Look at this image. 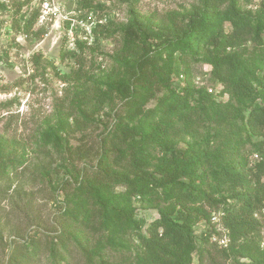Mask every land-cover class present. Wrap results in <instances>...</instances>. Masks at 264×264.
Listing matches in <instances>:
<instances>
[{
  "label": "rangeland",
  "instance_id": "obj_1",
  "mask_svg": "<svg viewBox=\"0 0 264 264\" xmlns=\"http://www.w3.org/2000/svg\"><path fill=\"white\" fill-rule=\"evenodd\" d=\"M45 1L50 2L49 10H43ZM201 3L202 0H0V153L7 166L0 179V264H8L13 250L30 238L38 240L41 249L29 264H87L73 240L65 246L64 261L44 247L45 242L60 233L63 211L76 213L79 207L90 209L92 214L83 224L79 212L74 221L86 238V242L79 241L96 254L92 264H145L137 221L142 218L148 223L157 218L168 203L163 192L157 190L150 196L134 198L121 183L92 191L79 190L75 177L80 180L84 174L88 180L105 172L99 162V142L114 127L115 114L124 110L115 87L125 81L126 61L136 60L134 54L116 58L122 47V27L131 15L159 22L166 20L167 14H186ZM225 8L226 5L218 7L215 26H227ZM236 9L264 21V0H238ZM244 47L248 51L245 56L251 57L252 44L247 42ZM174 56L164 51L158 55L162 60L158 62L164 61L172 69ZM185 65V77L172 76V95L188 86L194 91L193 102L200 93L213 92L222 102L229 101L236 107L228 90L211 80L212 65L205 48L189 57ZM258 74L264 75V65ZM166 92L156 93V97L165 96ZM100 98L104 99L103 104ZM245 108L243 104L246 114ZM155 109L153 100L142 107L144 114L154 118ZM242 117L238 116L231 128L235 144L239 142V160L244 159L252 168L261 157L254 146L257 137L246 130ZM128 122L142 130H147L150 123L139 118ZM222 129L220 122H210L201 130V141L186 137L178 147H188L192 152L188 162L198 155L211 160L210 170H216L211 153L219 140L211 135ZM50 130L59 139V152L53 137H49L46 146L41 143L42 134ZM84 148L92 151L87 159L69 157L65 151ZM142 151L149 153L147 168L152 171L158 150L150 147ZM192 168H185V182L195 170ZM260 182L264 186V176ZM213 197L219 201L223 195L215 192ZM117 211L121 214L116 217ZM213 216L218 245L207 247L201 261L193 255L191 264H264V209L255 215L259 246L244 259L225 248L226 231L219 224L218 214ZM250 236L245 234L242 242Z\"/></svg>",
  "mask_w": 264,
  "mask_h": 264
},
{
  "label": "trees",
  "instance_id": "obj_2",
  "mask_svg": "<svg viewBox=\"0 0 264 264\" xmlns=\"http://www.w3.org/2000/svg\"><path fill=\"white\" fill-rule=\"evenodd\" d=\"M237 1L202 0L190 12L167 14L166 20L159 22L131 15L122 27V47L116 58L136 56L135 61H126L125 81L115 87L124 110L115 114L114 127L103 134L99 142V162L105 172L88 180L83 174L80 180L75 177V181L79 190L87 191L121 183L134 198L150 196L157 190L163 192L168 203L158 212L157 218L148 223L142 218L137 221L145 264H191L193 255L201 261L207 247L218 245L214 240V214H218L219 224L226 231L225 248L237 257L249 258L259 246V223L255 215L264 209V186L260 184L264 176V75L258 73L264 65V21L236 9ZM225 5L227 26H215L217 9ZM247 42L254 50L251 57L245 56ZM201 47L205 48L212 65L211 80L228 90L236 107L229 101L222 102L213 92L200 93L199 99L193 102L194 91L188 86L176 95L171 94L175 89L172 88V76L185 77L186 60L196 56ZM164 51L173 56L177 54L173 57L175 65L172 69L166 62H158L162 61L158 55ZM163 91H168L167 95L157 98L156 93ZM77 96L78 93L74 97L76 105ZM148 100L156 102V118L142 111ZM99 101L104 103L103 98ZM243 104L246 114L242 110ZM238 116H243L249 134L257 137L254 146L261 158L252 168L247 167L244 159L239 160L242 157L238 154L239 142L235 144V133L231 128ZM136 118L150 121L149 128L142 130L129 125L128 121ZM210 122L223 125L222 132L214 131L211 135L219 140L211 153L216 170H210L211 160L198 155L188 162L192 152L188 147H178L186 137L201 141V130ZM49 137L54 138V146L59 152V139L52 130L42 134L41 143L46 146ZM150 147L158 150L152 171L147 168L149 153L142 151ZM79 149L65 151L69 157L75 155L81 159H87L92 153L89 148ZM202 153H206L205 148ZM1 157L3 153H0V179H3L7 166ZM128 158L130 162L125 163ZM191 166L195 170L185 182L184 170ZM215 192L221 193L223 198L216 201ZM216 205L221 206L214 212L209 211ZM79 212H82L83 224L92 215L90 209L80 207L76 213L63 211L60 233L45 242L44 247L55 258L64 261L65 246L73 240L86 257L87 264H92L96 254L86 250V244H82L86 242L83 231L74 226ZM114 213L117 217L121 211ZM245 234L251 236L242 242ZM40 245L38 240L30 238L21 248L13 250L8 264H29L40 251Z\"/></svg>",
  "mask_w": 264,
  "mask_h": 264
},
{
  "label": "built area",
  "instance_id": "obj_3",
  "mask_svg": "<svg viewBox=\"0 0 264 264\" xmlns=\"http://www.w3.org/2000/svg\"><path fill=\"white\" fill-rule=\"evenodd\" d=\"M50 2H48V1H45L44 3H43V5H42V7H43V10H49L50 9ZM214 219L215 218H212V221L214 222ZM215 223V222H214ZM215 240V239H214ZM220 245H223V244H220Z\"/></svg>",
  "mask_w": 264,
  "mask_h": 264
}]
</instances>
